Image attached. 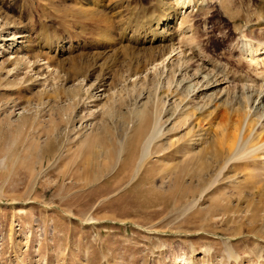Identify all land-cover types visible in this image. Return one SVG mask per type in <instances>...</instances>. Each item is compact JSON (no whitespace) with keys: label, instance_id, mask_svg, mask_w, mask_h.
I'll list each match as a JSON object with an SVG mask.
<instances>
[{"label":"rangeland","instance_id":"374dc122","mask_svg":"<svg viewBox=\"0 0 264 264\" xmlns=\"http://www.w3.org/2000/svg\"><path fill=\"white\" fill-rule=\"evenodd\" d=\"M157 1L0 0V264H264V0Z\"/></svg>","mask_w":264,"mask_h":264},{"label":"bare ground","instance_id":"6f19581e","mask_svg":"<svg viewBox=\"0 0 264 264\" xmlns=\"http://www.w3.org/2000/svg\"><path fill=\"white\" fill-rule=\"evenodd\" d=\"M206 1L207 0H180V1L179 0H174V1L173 0L172 1L171 0H158L156 7L154 9H152L151 12H148L144 15L138 16L136 20H132V21L136 22L135 23L136 28L135 27H129V28L127 27L128 28L127 29L128 30V33H127L128 37L127 38H128V40H130V42L131 41H138L139 42L138 44H140V45H143L149 41L150 45L153 47L154 50L155 49L161 50L162 57H163L162 59L164 60V57L166 58L167 54L169 55L174 50H176L175 39L177 38V36L182 35L180 38H184V39L187 38L188 39L189 36L191 35L190 32L193 30V27L195 26V24L192 23V20H194V19L189 18L188 15L185 16V14L183 15V17L181 16L182 19H180V24L178 22L177 27L173 26L171 23L175 22L174 20L179 19L181 12H183L184 8L186 9V11H188L187 9L190 7L192 9V11H189L190 13H192L194 11V8H192V7H196V9L200 12L204 11ZM209 1H211V0H209ZM206 22L207 21H205V23ZM130 24H131V26L134 25L132 23H130ZM176 24H177V22H176ZM263 25L264 24L261 25L262 28H264ZM195 29L196 28H194V30ZM189 33H190V35H189ZM187 34L189 36H187ZM22 35H20V34L15 35L16 37L14 36L15 37L14 40L16 38L25 37ZM181 41H182V39H181ZM178 44H180V42H178ZM242 44L243 45L240 49L241 57L246 59L247 61L250 59L249 62L251 61V62L256 63L255 65L260 67V71L257 70V73H259V74H257V76H259V77H257L255 75L256 72L253 70L255 73L252 71L251 74H246V73L240 74L238 76L240 79L239 78L238 79L247 81L249 78H251L252 80L255 79L254 81H256L258 78L259 79L262 78V81H263V79H264V37L260 38L256 41L249 40V41L243 42ZM180 45H182V44H180ZM192 50H194V49H192ZM4 51L6 52L7 50H4ZM258 52H260V53H258ZM189 53H191V52H189ZM20 58L21 57L18 58L19 61H21ZM247 58H249V59H247ZM22 60H23V58H22ZM252 65H253V63H252ZM219 82H221V81H219ZM216 85H218V84H216ZM249 88H252V86H250ZM255 94H256V92H255ZM257 101L259 103H262L264 101V85L260 88V91L258 92ZM179 261L183 262V264H185V263L190 264V262H187L188 260L184 257H182L181 260H179Z\"/></svg>","mask_w":264,"mask_h":264}]
</instances>
